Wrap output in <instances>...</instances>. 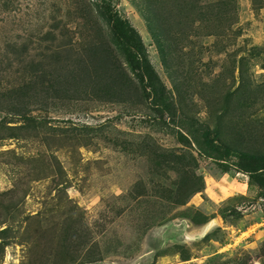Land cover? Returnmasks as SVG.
I'll return each instance as SVG.
<instances>
[{
	"label": "rangeland",
	"instance_id": "374dc122",
	"mask_svg": "<svg viewBox=\"0 0 264 264\" xmlns=\"http://www.w3.org/2000/svg\"><path fill=\"white\" fill-rule=\"evenodd\" d=\"M104 1L184 132L264 152V0H0V264H264V190L156 123ZM167 150L202 177L185 204Z\"/></svg>",
	"mask_w": 264,
	"mask_h": 264
},
{
	"label": "trees",
	"instance_id": "16d2710c",
	"mask_svg": "<svg viewBox=\"0 0 264 264\" xmlns=\"http://www.w3.org/2000/svg\"><path fill=\"white\" fill-rule=\"evenodd\" d=\"M103 10L129 71L141 87L144 97L150 102L152 110L157 113L156 123L160 124L161 128L167 129L185 146H192V138H194L197 155L214 160L224 172L233 169L246 174L249 184H255L264 190V152H246L217 142L212 128L207 123L199 122L189 116L180 117L179 120V122H187L186 125L190 127L189 132H184L182 127L171 119L175 115L176 105L170 91L150 62L139 31L117 8L112 7L110 2H103ZM166 113L170 116V121L164 119ZM162 156L161 161L167 168H173L178 172V179L169 189L161 186L163 193L159 195V199L168 203L185 204L190 195L203 189L202 177L196 174V165L187 169L186 166L190 165L188 162L184 163V156L181 153L167 150ZM189 156L192 157V154L189 153ZM157 217L160 221L168 218L161 213Z\"/></svg>",
	"mask_w": 264,
	"mask_h": 264
}]
</instances>
